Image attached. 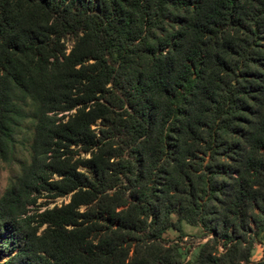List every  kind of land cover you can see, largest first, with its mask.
Instances as JSON below:
<instances>
[{"label":"trees","instance_id":"16d2710c","mask_svg":"<svg viewBox=\"0 0 264 264\" xmlns=\"http://www.w3.org/2000/svg\"><path fill=\"white\" fill-rule=\"evenodd\" d=\"M19 150L0 264H264V0H0V161Z\"/></svg>","mask_w":264,"mask_h":264},{"label":"rangeland","instance_id":"374dc122","mask_svg":"<svg viewBox=\"0 0 264 264\" xmlns=\"http://www.w3.org/2000/svg\"><path fill=\"white\" fill-rule=\"evenodd\" d=\"M29 161V154L24 150H19L16 158L11 163H4L0 161V199L10 186L11 182L20 176L22 167ZM43 196L37 201L35 207H30L31 210L36 208L46 209L53 208L56 205L68 203L69 197L51 198L46 192H43ZM185 238L180 239V234L175 230H169L165 235L167 241H179L183 252L186 254V259L191 260L198 252L200 244L206 242L207 238L204 236V232L200 227H192L184 224ZM263 255V248L257 246L253 252V260H260Z\"/></svg>","mask_w":264,"mask_h":264}]
</instances>
